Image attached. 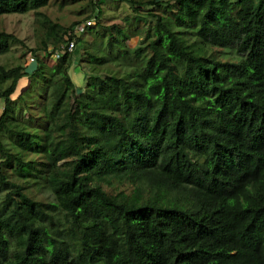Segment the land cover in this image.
Segmentation results:
<instances>
[{
	"label": "trees",
	"instance_id": "trees-1",
	"mask_svg": "<svg viewBox=\"0 0 264 264\" xmlns=\"http://www.w3.org/2000/svg\"><path fill=\"white\" fill-rule=\"evenodd\" d=\"M51 1L0 0L45 30L33 72L0 65V264H264V0H119L155 20L134 50L118 0H56L90 11L69 27Z\"/></svg>",
	"mask_w": 264,
	"mask_h": 264
},
{
	"label": "rangeland",
	"instance_id": "rangeland-1",
	"mask_svg": "<svg viewBox=\"0 0 264 264\" xmlns=\"http://www.w3.org/2000/svg\"><path fill=\"white\" fill-rule=\"evenodd\" d=\"M113 4L114 3L109 2V5L105 7L106 19L104 18L101 21V24H103V26H112L115 24L122 27L125 25V18L129 16L130 18H132L133 21L140 22L141 31L139 30V32L141 35H138V37H135L126 42L127 48L134 50L140 45V42H142L143 40L142 30L146 27L145 25L150 22L153 23L155 20L152 17L147 16L146 13H143L142 16L133 19V15H131V12L129 11L130 4L125 1L118 0L115 5ZM82 10L83 4L68 5L61 8L60 4L56 2V0H52L50 2V5L42 9L41 11L46 14L54 23H58L64 27H69L76 22L84 20L86 16H88V14L90 13L89 10H86V12L84 13H80ZM39 19L40 18L35 16L34 13H29L26 15H7L0 17V31H6L7 33L12 34L17 38V41L12 44L11 51L6 55L0 56V65H5L8 68H12L21 64L24 67L29 66V73L35 70L36 67L34 65H29L28 56L29 54H32L33 50H36L40 46L41 42L44 39L43 37L45 35V30L42 29L41 20ZM93 25L96 26L95 23ZM88 40L90 41V43L93 44L91 48L94 51H102L108 53L111 57H114L116 55L114 54L112 49L110 52L108 51L107 35H104L103 32L99 35H91L90 37H88ZM88 47L89 44L87 45V48ZM78 52L80 53V49L78 50ZM234 55V52L230 51H224L222 53V57L224 59H233ZM77 58H79V55ZM48 60L49 59H47V61ZM74 66L76 71H74L73 68L71 70V75L77 86L80 87L82 80L78 81V79H80L81 77L85 79V76H87V74H90V72L86 65L83 70L79 69L77 63H75ZM21 88L22 85L19 91L21 90ZM1 113L2 108L0 104V115ZM9 140L16 146V149L13 152L19 153L20 150L18 145L16 144L17 139L11 136ZM2 159L3 158L0 157V161ZM107 189L109 191H112L113 193H117L120 190H127V187H120V185H116L113 186L112 189L108 187ZM32 192L34 194L35 199L37 200H51L50 195L43 190L33 188Z\"/></svg>",
	"mask_w": 264,
	"mask_h": 264
},
{
	"label": "built area",
	"instance_id": "built-area-1",
	"mask_svg": "<svg viewBox=\"0 0 264 264\" xmlns=\"http://www.w3.org/2000/svg\"><path fill=\"white\" fill-rule=\"evenodd\" d=\"M92 25H93L92 21L86 22L83 25H78L74 28V34L80 35L86 31L87 27H91ZM76 46L77 44L75 40L71 41L68 47L69 51H74ZM28 61H29V65H32L36 62V58L32 54H29Z\"/></svg>",
	"mask_w": 264,
	"mask_h": 264
},
{
	"label": "crops",
	"instance_id": "crops-1",
	"mask_svg": "<svg viewBox=\"0 0 264 264\" xmlns=\"http://www.w3.org/2000/svg\"><path fill=\"white\" fill-rule=\"evenodd\" d=\"M73 68H74V71H76V70H75V66H74ZM73 68H72V69H73ZM77 75H79V74H77ZM81 80H82V83H81V85H83V83H84L85 79H83L82 77H81L80 79H78V81H81Z\"/></svg>",
	"mask_w": 264,
	"mask_h": 264
}]
</instances>
